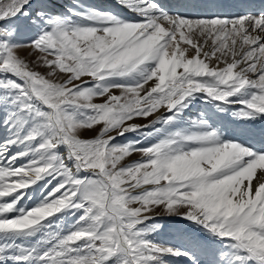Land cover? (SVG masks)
Wrapping results in <instances>:
<instances>
[{
	"label": "snow or ice",
	"instance_id": "obj_1",
	"mask_svg": "<svg viewBox=\"0 0 264 264\" xmlns=\"http://www.w3.org/2000/svg\"><path fill=\"white\" fill-rule=\"evenodd\" d=\"M117 4L124 14L0 0V264H264V133L259 146L229 140L205 113L184 115L201 100L264 119V6L189 15L164 0ZM125 134L140 139L117 141ZM32 185L42 198L28 207ZM69 210L66 227L48 219ZM158 215L219 244L157 241Z\"/></svg>",
	"mask_w": 264,
	"mask_h": 264
},
{
	"label": "rangeland",
	"instance_id": "obj_2",
	"mask_svg": "<svg viewBox=\"0 0 264 264\" xmlns=\"http://www.w3.org/2000/svg\"><path fill=\"white\" fill-rule=\"evenodd\" d=\"M238 3L239 1L243 4H248V2L245 0H236ZM254 0H250V3H253ZM81 4L88 6V7H96L100 8L101 10H111L115 13L124 14L126 10H124L120 5L117 4V0H80ZM164 3L171 5L174 8H178L181 13L183 14H189V15H195L199 10V5L201 4V0H164ZM55 7L60 10L67 12V7H71L72 0H54ZM242 5V4H240ZM252 5V4H251ZM256 6V5H254ZM259 7V4L256 6ZM237 8L235 6V3L233 0H231V5L229 8L226 9V12L228 10H233ZM223 14V13H221ZM18 54L23 57L26 61H28L30 64L34 63L36 60V53H34L30 48H21L18 52ZM36 70L40 71L41 73L46 74L49 69H47L46 66L39 64L36 66ZM102 98H96L95 102H101ZM232 107H238V106H232ZM209 111V112H208ZM201 112L205 113L206 118L209 120V122L214 126L218 127L224 134L225 139L231 140V138H236L240 130L243 131V126H249L247 124H251V126L246 127L247 134L250 138H256V143L260 145L262 142V133L258 129L263 127L264 129V120L259 123L254 122H248L245 123L241 120L236 121L234 116L232 115L231 108L226 109L224 111H221L217 109L214 105L211 104H205L201 100H195L191 105H189L188 109H185V121L188 117H195L198 116ZM213 113V114H212ZM2 116V114H0ZM231 116L229 119L228 117ZM214 117V118H213ZM259 121V120H258ZM133 122L137 124H145L147 123V119L144 118H136ZM230 122V123H228ZM238 122V123H236ZM233 123V124H232ZM240 123V125H239ZM260 123L262 125H260ZM239 125V126H238ZM254 125V126H253ZM178 127L185 126L184 122H178ZM242 129H241V128ZM259 127V128H258ZM253 128V129H251ZM258 128V129H257ZM149 131L151 129H148ZM250 130V131H249ZM256 132L253 134L252 132ZM259 131V133H258ZM83 138H92L94 135L98 134V127L94 128L92 130H82ZM260 134V135H259ZM251 135V136H250ZM254 135V136H253ZM258 138H257V137ZM260 136V137H259ZM117 141L119 142H125L126 140H139L140 137L136 136L135 134H125L124 137H117ZM149 142H151L154 138H148ZM259 141V143H258ZM139 158V154H134L130 160H135ZM130 162V161H129ZM39 183V182H38ZM55 181H53V184ZM51 187V185H50ZM32 189H36L35 185H32L31 188L27 191L26 197L24 199V205H27L28 207L34 206L38 201L42 198V193L39 189H36L33 191ZM31 197L28 199L27 197ZM23 206V205H22ZM55 219L48 218L53 220V226L60 225L62 227H66L67 225L71 224L76 216L73 214L72 210H69L65 212L63 215L60 213L54 214ZM149 223H155L158 224L160 227L153 231L150 235L151 238L157 240V241H164V242H171L174 243L173 237H182L185 233H191L193 236L200 235L203 237V240H210L213 244H219V241H216L214 238L210 237L206 232L201 231V229L193 224L192 222L175 215H164V216H156L153 220L149 221ZM195 232H193V231ZM32 239H36V237H33ZM182 239V238H181ZM184 242V241H183ZM170 264H187L186 258H180V257H171L170 258Z\"/></svg>",
	"mask_w": 264,
	"mask_h": 264
},
{
	"label": "bare ground",
	"instance_id": "obj_3",
	"mask_svg": "<svg viewBox=\"0 0 264 264\" xmlns=\"http://www.w3.org/2000/svg\"><path fill=\"white\" fill-rule=\"evenodd\" d=\"M245 1V0H244ZM248 2V4L250 3V0H246ZM233 2L235 3V6L237 8L233 10H228V12H226V9L230 7L231 5V0H201V4L199 5V10L196 12L198 14H201V15H210V14H230V13H235L238 11L239 9V6L240 4H243L242 2L239 1V3L236 1V0H233ZM252 4V3H251ZM260 4V3H258ZM257 6V4H256ZM260 7V6H259ZM209 112V111H208ZM213 114V113H212ZM214 118V117H213ZM229 119L231 118V116L228 117ZM236 121H238V119L235 117L234 118ZM262 122L264 119H261ZM261 120H257V121H254V123H259L261 122ZM239 122V121H238ZM236 122V123H238ZM230 123V122H228ZM248 123V122H247ZM250 123V122H249ZM233 124V123H232ZM252 124V123H251ZM251 124H247L249 126H251ZM263 124V123H262ZM260 123V125H262ZM240 125V123H239ZM238 125V126H239ZM249 126H246V127H249ZM254 126V125H253ZM245 126H243V131L240 130L241 132L239 133V135L235 138H231L234 139V140H239L241 142H251V143H256L257 139L256 138H250L248 136V134L246 133L247 132V129H246ZM241 128V127H240ZM259 128V127H258ZM257 128V129H258ZM263 128V127H262ZM261 127L258 129L259 131L261 132H264V129H262ZM242 129V128H241ZM253 129V128H251ZM250 131V130H249ZM258 131V133H259ZM256 132V130L254 132H252L253 134ZM257 133V132H256ZM260 135V134H259ZM251 136V135H250ZM254 136V135H253ZM257 137V136H256ZM260 137V136H259ZM258 138V137H257ZM259 143V141H258ZM257 144V143H256ZM259 146V144H257ZM193 231V230H192ZM196 231V230H195ZM193 231V232H195ZM195 237H198L199 239L203 240L200 235H196ZM173 240H174V244H176L177 246H179L180 244L183 243V240L180 238V237H173Z\"/></svg>",
	"mask_w": 264,
	"mask_h": 264
}]
</instances>
